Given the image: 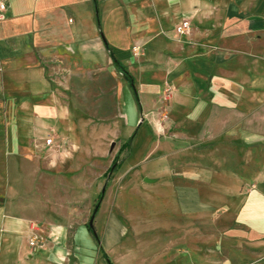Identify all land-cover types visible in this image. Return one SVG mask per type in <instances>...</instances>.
Segmentation results:
<instances>
[{
    "label": "crops",
    "instance_id": "0c3cea01",
    "mask_svg": "<svg viewBox=\"0 0 264 264\" xmlns=\"http://www.w3.org/2000/svg\"><path fill=\"white\" fill-rule=\"evenodd\" d=\"M2 1L0 264H109L105 254L123 264L114 259L122 250L114 215L100 244L80 225L70 246L66 225L47 219L39 228L18 205L20 191L10 194L13 185L36 186L39 197L65 188L51 172L85 152L91 136L121 140L113 155L127 178L118 200L162 195L154 217L174 211L212 229L223 220L225 239L259 260L248 264H264V0ZM184 20L191 28L178 34ZM102 68L115 75L119 105L104 135L87 130L77 109ZM137 139L146 148L130 164ZM49 151L57 158L38 168ZM33 235L41 246L30 245Z\"/></svg>",
    "mask_w": 264,
    "mask_h": 264
},
{
    "label": "rangeland",
    "instance_id": "374dc122",
    "mask_svg": "<svg viewBox=\"0 0 264 264\" xmlns=\"http://www.w3.org/2000/svg\"><path fill=\"white\" fill-rule=\"evenodd\" d=\"M118 78L121 74H117ZM115 75L107 72L104 68L97 74L88 77V83H96L100 86H84V95L80 107L84 111L85 118L90 122L87 130L93 131L95 128L102 135L110 133V126L118 118L119 105ZM87 79V80H88ZM84 102V104H83ZM79 110L80 114L81 111ZM88 134V133H87ZM90 133V135H92ZM120 139L113 136L101 139L87 137L84 142L85 152L73 157L68 166L58 172H51L56 182L60 179L64 182L65 188L58 191L55 188L47 190L43 185V190H47V196L39 197L36 193V186H22L19 190L13 185L10 194L20 191L19 204L17 200L14 204L21 205L23 212L30 218L32 223H37L39 228L48 226L44 223L47 219L56 224H64L69 229V242L75 229L80 225H88L94 216L93 226L98 233L100 242L111 215L117 218L121 226L122 235L118 245L122 246L121 252L115 260H120L123 264H248L259 262L252 258L251 254L243 250L239 243L226 240L224 228L229 226L223 220H219L215 228L209 227V221L194 217L181 216L174 211H169L163 216L154 217L159 214L164 206L162 195H153L152 200L144 197L131 196L118 200L115 192L119 191L126 182L127 177L119 176V169L114 174L106 175L114 159L115 148L120 143ZM69 148V146H67ZM146 148V143L140 139L135 141V150L130 164H133L141 156ZM64 150L65 147L57 146L56 150ZM89 149L92 150L90 153ZM57 158L55 152L42 153L37 164L45 166L46 163ZM118 164L122 165L121 158ZM28 164H24L27 167ZM40 166V167H41ZM45 173V172H44ZM30 174V173H28ZM20 177V176H19ZM59 178V179H58ZM118 180V181H117ZM115 188L112 190V186ZM54 188V187H53ZM105 190L114 195L105 197L99 202V207L95 211L98 196ZM46 193V192H45ZM39 197L38 203H33ZM146 198V197H145ZM167 205L174 208V203L167 202ZM229 239V237H228ZM234 239V238H231ZM264 261L261 257L260 261Z\"/></svg>",
    "mask_w": 264,
    "mask_h": 264
},
{
    "label": "built area",
    "instance_id": "2783aa9c",
    "mask_svg": "<svg viewBox=\"0 0 264 264\" xmlns=\"http://www.w3.org/2000/svg\"><path fill=\"white\" fill-rule=\"evenodd\" d=\"M6 11H7V6L5 4V2H0V21H3L5 20L6 18ZM191 28V24H190V21L189 20H184L177 28V32L178 34H186L189 32ZM134 51V55L135 56H140V48L138 47H135L133 49ZM46 143L47 145H52L53 143V139L52 138H49L46 140ZM33 229H36L37 227L35 226V224H32L31 225ZM42 240L43 238L40 236V235H33L31 237V240H30V245L32 247H36V246H41L42 245Z\"/></svg>",
    "mask_w": 264,
    "mask_h": 264
},
{
    "label": "trees",
    "instance_id": "16d2710c",
    "mask_svg": "<svg viewBox=\"0 0 264 264\" xmlns=\"http://www.w3.org/2000/svg\"><path fill=\"white\" fill-rule=\"evenodd\" d=\"M125 75H126V74H125ZM131 143H132V139H131L127 144H125L124 146L126 147V146L130 145ZM124 146H123V147H124ZM119 167H120V164H118V158L116 157V158L114 159L112 165L110 166V168L108 169V171H107V173H106L107 177H108L109 174H114V173L118 170ZM103 196H104V192H102V193L99 195V198H98V202H97V204H96L95 211L98 209V207H99V202L102 200ZM88 229H89V231L94 235L96 241L100 244V238L98 237V235H97V233H96V230H95L94 226H91L90 224H88ZM105 258L107 259V261H108L109 264H114V263L112 262V260L108 257L107 254H105Z\"/></svg>",
    "mask_w": 264,
    "mask_h": 264
},
{
    "label": "water",
    "instance_id": "95a60500",
    "mask_svg": "<svg viewBox=\"0 0 264 264\" xmlns=\"http://www.w3.org/2000/svg\"><path fill=\"white\" fill-rule=\"evenodd\" d=\"M148 181H152V180H148ZM93 221H94V216L92 217V219H91L90 222H89V224H90L91 226H93Z\"/></svg>",
    "mask_w": 264,
    "mask_h": 264
}]
</instances>
